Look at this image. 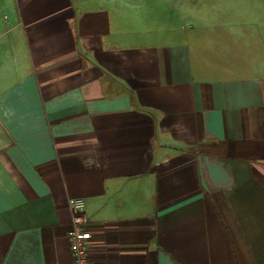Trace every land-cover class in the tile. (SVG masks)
Segmentation results:
<instances>
[{"label":"crops","instance_id":"crops-1","mask_svg":"<svg viewBox=\"0 0 264 264\" xmlns=\"http://www.w3.org/2000/svg\"><path fill=\"white\" fill-rule=\"evenodd\" d=\"M264 264V0H0V264Z\"/></svg>","mask_w":264,"mask_h":264},{"label":"built area","instance_id":"built-area-1","mask_svg":"<svg viewBox=\"0 0 264 264\" xmlns=\"http://www.w3.org/2000/svg\"><path fill=\"white\" fill-rule=\"evenodd\" d=\"M72 210V226L69 233L70 247L73 254L72 264H91L89 241L92 231L88 227L86 201L83 197H75L70 202Z\"/></svg>","mask_w":264,"mask_h":264}]
</instances>
